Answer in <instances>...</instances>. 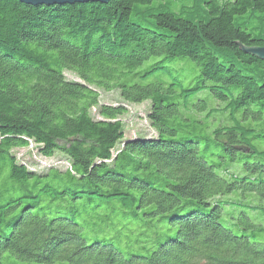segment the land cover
<instances>
[{
	"label": "trees",
	"instance_id": "obj_1",
	"mask_svg": "<svg viewBox=\"0 0 264 264\" xmlns=\"http://www.w3.org/2000/svg\"><path fill=\"white\" fill-rule=\"evenodd\" d=\"M160 1L0 0V264H264V28L236 21L264 0Z\"/></svg>",
	"mask_w": 264,
	"mask_h": 264
},
{
	"label": "rangeland",
	"instance_id": "obj_2",
	"mask_svg": "<svg viewBox=\"0 0 264 264\" xmlns=\"http://www.w3.org/2000/svg\"><path fill=\"white\" fill-rule=\"evenodd\" d=\"M160 8H166V10L173 11L182 16L191 17L195 20H199L203 17L206 18V11L200 0H164L154 3L150 6L149 10L154 11ZM236 21L239 24H244L255 33L262 32L264 28V14H251L248 12L245 15L238 16ZM65 73L70 80H79L73 72L66 71ZM100 100L101 103L111 105L124 104L127 107L128 112L122 117L125 139H133L138 135H144L147 137L156 135L147 120V114L150 109L149 102L141 104H126L117 91H102ZM92 114L96 116V109L92 110ZM122 145V143H119L117 147L119 148ZM13 153L18 160L27 163L28 166L33 169H42L55 165L60 168L66 167L64 157L61 154L57 153L52 157L46 158L40 154L39 146L34 142L28 147L14 149Z\"/></svg>",
	"mask_w": 264,
	"mask_h": 264
},
{
	"label": "water",
	"instance_id": "obj_3",
	"mask_svg": "<svg viewBox=\"0 0 264 264\" xmlns=\"http://www.w3.org/2000/svg\"><path fill=\"white\" fill-rule=\"evenodd\" d=\"M26 4L31 5H54V4H74V3H87V2H100L107 4L110 0H19ZM247 53L256 55L258 58L264 60V47H255L244 49Z\"/></svg>",
	"mask_w": 264,
	"mask_h": 264
}]
</instances>
